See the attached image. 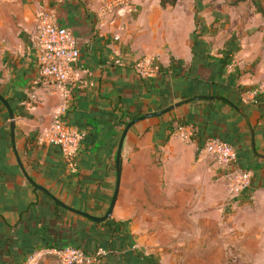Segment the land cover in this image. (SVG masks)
<instances>
[{
    "label": "crops",
    "instance_id": "obj_1",
    "mask_svg": "<svg viewBox=\"0 0 264 264\" xmlns=\"http://www.w3.org/2000/svg\"><path fill=\"white\" fill-rule=\"evenodd\" d=\"M200 1L0 0V94L14 114L15 148L27 176L68 207L103 216L124 122L182 102L129 128L112 215L95 222L27 180L0 101V264H26L33 253L38 264H59L45 250L65 245L98 254L102 264H144L148 257L155 264H264V159L251 149L253 136L264 155V16H251L243 1L230 3L228 20L216 21L219 14L206 16L208 2ZM196 7L206 10L198 22ZM45 16L78 41L80 84L65 109L62 95L37 79L33 45ZM119 56L160 71L142 78L115 64ZM200 95L226 101H186ZM57 119L83 136L74 174L46 142ZM210 136L234 145L237 165L250 173L239 193L201 151Z\"/></svg>",
    "mask_w": 264,
    "mask_h": 264
},
{
    "label": "built area",
    "instance_id": "obj_2",
    "mask_svg": "<svg viewBox=\"0 0 264 264\" xmlns=\"http://www.w3.org/2000/svg\"><path fill=\"white\" fill-rule=\"evenodd\" d=\"M117 2L125 3L126 0H117ZM118 38V34L113 37L114 40ZM33 47L37 79L55 88L62 95L65 100L63 109H65L72 90L80 84L77 76L79 58L77 38L70 28L56 24L45 16L38 26ZM115 64L132 67L142 78L154 77L160 71L156 63L134 60L128 56H119ZM29 98L34 99L35 95L30 94ZM80 138V135L60 119L53 122L46 138L48 144L59 148L69 172L76 170ZM201 151L230 174L234 192L239 193L248 186L251 175L237 165V149L234 145L218 136H210L204 140ZM45 252L53 255L59 264H102L98 254H90L80 247H51ZM26 264H38V257L33 253L28 257Z\"/></svg>",
    "mask_w": 264,
    "mask_h": 264
},
{
    "label": "water",
    "instance_id": "obj_3",
    "mask_svg": "<svg viewBox=\"0 0 264 264\" xmlns=\"http://www.w3.org/2000/svg\"><path fill=\"white\" fill-rule=\"evenodd\" d=\"M214 98H221L223 100H225L224 98L222 97H219V96H207V95H200V96H196V97H193V98H190L186 101H189V100H192V99H207V100H210V99H214ZM0 101L2 102V104L5 106V108L7 109L8 111V114H9V119H10V140H11V143H12V147H13V151H14V154H15V157H16V161L22 171V173L24 174V176L27 178V180L33 185L35 186L36 188L40 189V190H43L45 193H47L48 195H50L46 189H44L42 186H39L37 184H35L26 174L23 166H22V163H21V160L18 156V153L16 151V148H15V144H14V135H15V132H14V129H15V120H14V114H13V111L10 107V105L8 104V102L6 101V99H4V97L0 94ZM226 101V100H225ZM228 102V101H227ZM182 102H176V103H173V104H170L168 106H166L165 108L161 109V110H158V111H155V112H151V113H145V114H142L140 116H137L135 118H133L132 120L128 121L126 123V125L124 126L123 130H122V133L120 135V138H119V141H118V144H117V150H116V155H115V165H116V178H115V187H114V190H113V194H112V197H111V200H110V203H109V206L105 212V214L103 216H92L90 214H87L85 212H82V211H79L77 209H74V208H71V207H68L67 205H65L64 203L60 202L58 199L54 198L52 195H50L54 201H56L57 203H59L61 206H63L64 208L74 212V213H77V214H80L84 217H87L88 219L92 220V221H95V222H101V221H104L106 220L108 217H110L112 215V211H113V208H114V205H115V202H116V198H117V194H118V190H119V184H120V172H121V164H120V160H121V148H122V145H123V141H124V138L127 134V131L129 130V128L135 124L137 121H140V120H143L145 118H148V117H155V116H160L170 110H173L175 108H177L179 105H181ZM230 104V102H228ZM231 106L237 110L244 118L245 120L249 123V120H248V117L246 116V114L244 113V111L238 107V106H235L233 104H231ZM252 132V130H251ZM251 149H252V152L257 155V156H260L261 158L264 159V155H260L258 153H256V150H255V147H254V142H253V136H252V142H251Z\"/></svg>",
    "mask_w": 264,
    "mask_h": 264
},
{
    "label": "rangeland",
    "instance_id": "obj_4",
    "mask_svg": "<svg viewBox=\"0 0 264 264\" xmlns=\"http://www.w3.org/2000/svg\"><path fill=\"white\" fill-rule=\"evenodd\" d=\"M169 1H174V0H169ZM182 1L185 3H190V2H193L194 0H182ZM195 1L198 2V0H195ZM203 1L204 0H201L200 2H203ZM205 1L208 2V4L203 5V6L205 7V9H207V11L210 12L206 16L215 17L216 16L215 14H217V15L219 14V16L215 17L216 21H219L220 19L223 20L221 22H224V20H228V18L230 16V3L237 4L238 2H243V1L249 2V4H247V5L250 8L249 14L251 16H253L255 13L258 14V13L263 12V14H264V0H205ZM228 10H229V14L225 13ZM181 11H183V10H181ZM195 11L196 12H194V18H195L196 22H198L199 19L201 18L200 16H202L203 15L202 13L206 12V10H203V12L202 11L200 12V10H197V7H196ZM208 17H206V18H208ZM218 18H220V19H218ZM218 23H217V26H218ZM200 24L201 23H199V28H200ZM218 28H219V26H218Z\"/></svg>",
    "mask_w": 264,
    "mask_h": 264
},
{
    "label": "trees",
    "instance_id": "obj_5",
    "mask_svg": "<svg viewBox=\"0 0 264 264\" xmlns=\"http://www.w3.org/2000/svg\"><path fill=\"white\" fill-rule=\"evenodd\" d=\"M161 1V3H162V5L163 4H165V3H171V4H173L176 0H174V1H169V0H160ZM263 16H264V14H263V12L261 13ZM197 36H199V34H197L195 31L193 32V41H194V43L193 44H195V42L197 41ZM197 45V44H196ZM192 50H193V54L195 55L197 52L195 51V46L192 48ZM230 57V52H225V54L222 56V58H220V66L221 67H225L226 66V64H227V62H228V58ZM222 71H223V69H222ZM165 108V107H164ZM163 109V108H162ZM135 117H137V116H135ZM135 117H133V118H135ZM132 118V119H133ZM132 119H130V120H132ZM129 120V121H130ZM128 122V121H127ZM127 122H124V126L126 125V123ZM83 139V136H81V139H80V141ZM222 139V138H221ZM222 140H224V139H222ZM226 141V140H225ZM228 142V141H227ZM229 143V142H228ZM79 144H80V142H79ZM58 148V147H57ZM59 149V148H58ZM59 152H60V150H59ZM60 154H61V152H60ZM61 157H62V155H61ZM237 157H238V155H237ZM63 159V158H62ZM63 162H64V165H65V168H66V170H68V168H67V165H66V163H65V161L63 160ZM76 170H77V164H76ZM76 170L75 171H73V172H69L70 174H74V173H76ZM65 246H67V245H65ZM55 247H58V248H61V247H64V246H55ZM73 247H75V246H73ZM85 251V250H84ZM87 252V251H86ZM89 253V252H88ZM134 256H136V254L134 255ZM146 257V256H145ZM143 259H144V257H142ZM149 258L150 257H148L147 258V260H146V263H145V260H143L142 262L144 263V264H155V262H153V261H151V260H149ZM132 262V264H134L133 262V260L131 261ZM12 264H17V263H12Z\"/></svg>",
    "mask_w": 264,
    "mask_h": 264
}]
</instances>
